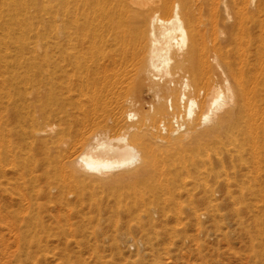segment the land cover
I'll list each match as a JSON object with an SVG mask.
<instances>
[{"label": "bare ground", "instance_id": "obj_1", "mask_svg": "<svg viewBox=\"0 0 264 264\" xmlns=\"http://www.w3.org/2000/svg\"><path fill=\"white\" fill-rule=\"evenodd\" d=\"M173 216L260 247L264 0H0V232L154 244Z\"/></svg>", "mask_w": 264, "mask_h": 264}, {"label": "rangeland", "instance_id": "obj_2", "mask_svg": "<svg viewBox=\"0 0 264 264\" xmlns=\"http://www.w3.org/2000/svg\"><path fill=\"white\" fill-rule=\"evenodd\" d=\"M186 203L181 206L182 216L189 207ZM222 209L223 214H229V208ZM227 217L224 216L213 231H208L210 225L206 219L198 223L183 219V223L177 224L173 216L170 230L174 231V236L165 241L158 239L155 245L153 240L144 242V245L53 246L25 252L16 246L15 235L0 232V264H264V234L253 241L260 247L252 249L248 233ZM223 226H227V230ZM244 233L248 237L245 238Z\"/></svg>", "mask_w": 264, "mask_h": 264}]
</instances>
